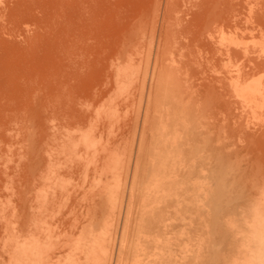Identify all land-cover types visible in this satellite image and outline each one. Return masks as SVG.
I'll return each mask as SVG.
<instances>
[{"label":"bare ground","instance_id":"bare-ground-1","mask_svg":"<svg viewBox=\"0 0 264 264\" xmlns=\"http://www.w3.org/2000/svg\"><path fill=\"white\" fill-rule=\"evenodd\" d=\"M63 3L0 0V264H93L95 249L85 241L97 229L88 222L101 216L95 197L117 179L123 141L140 150L157 93L170 103L164 115L198 113L199 126L220 118L236 130L227 140L264 183L263 84L237 83L222 61L242 44L235 34L251 33L248 42L263 48L264 0H103L122 11L97 20V4ZM148 6L161 29L139 38ZM146 58L141 77L136 69ZM231 95L250 98L241 108L246 127L229 121Z\"/></svg>","mask_w":264,"mask_h":264},{"label":"rangeland","instance_id":"rangeland-1","mask_svg":"<svg viewBox=\"0 0 264 264\" xmlns=\"http://www.w3.org/2000/svg\"><path fill=\"white\" fill-rule=\"evenodd\" d=\"M85 1L97 4L94 20L122 11L119 5L104 6L103 0H64L63 4L66 8L77 6L74 10ZM145 9L140 13L150 12L146 19L158 12L154 6ZM67 17L64 13L60 20ZM142 25L139 38L158 37L161 25L153 24L151 17ZM244 33L234 36L239 43L246 41L240 44L245 50L239 47L247 56L237 46L236 54L223 53V63L229 64H221L235 81L239 78L237 83L252 77L260 87L264 85V64L252 68L249 61H264V55H259L264 46L263 51L254 49L250 44L254 36ZM140 60L136 70L142 77L147 58ZM232 97H226L229 121L246 127L242 101L249 103L250 98L237 96L241 98L238 101ZM159 98L154 94L146 128L143 132L141 126L137 129L138 135L143 134V144H136L140 150H131L130 141H123L116 154L117 179H108L95 197L94 205L101 216L88 222L97 229L89 231L85 241L87 247L95 249L93 264H264V239H260L264 235V183L252 175V163L239 157V146L227 140L238 132L228 125L222 127L220 118L215 126L203 127L197 124L198 113L176 114L172 109L164 115L161 111L170 103ZM125 107L133 110L134 105ZM157 112L164 117L158 118ZM87 247L81 250L82 260L87 257ZM43 250L44 245L39 243V252ZM25 264L38 263L34 259Z\"/></svg>","mask_w":264,"mask_h":264}]
</instances>
